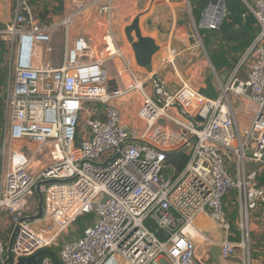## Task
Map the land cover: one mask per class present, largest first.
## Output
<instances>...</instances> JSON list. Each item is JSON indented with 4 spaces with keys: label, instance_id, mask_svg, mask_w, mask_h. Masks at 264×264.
Returning <instances> with one entry per match:
<instances>
[{
    "label": "built area",
    "instance_id": "obj_1",
    "mask_svg": "<svg viewBox=\"0 0 264 264\" xmlns=\"http://www.w3.org/2000/svg\"><path fill=\"white\" fill-rule=\"evenodd\" d=\"M11 1V20L0 28L12 66L2 89L8 117L2 148L5 152L13 141L36 143L48 150L51 162L34 173L29 156L9 148L0 186V218L6 217L7 236L0 238V264H16L58 246L68 227L86 214L93 218L81 232L62 240L59 264H161V259L165 264H199L196 242L186 228L202 211L223 233L221 257L230 259L241 249L250 264L248 212L264 202V184L249 186L244 168L246 161L264 167V0H241L257 32L226 79L214 78L215 100L185 83L170 90L154 69L139 67L132 55L115 46L110 33L99 53L85 37L69 38L67 27L88 10L109 24L113 0H72L62 19L53 23L41 21L38 14L46 0ZM226 1L209 0L198 24L193 22L189 37L196 46L203 45L199 30L219 29ZM185 2L193 20L191 1ZM2 6L0 0V15ZM60 26L65 29V55L53 67L42 60V51L50 50ZM169 54L177 53L171 49ZM113 59L120 66L111 78L104 63ZM229 94L257 106L243 129L236 125ZM133 95L139 100L137 125L124 123L117 104L130 102ZM98 104L103 105L101 113ZM174 151L187 157L180 171L167 162ZM229 158L237 179L226 167ZM34 187L42 202L39 218L38 207L29 211ZM234 188L241 204L238 242L229 239L223 205ZM37 264L56 263L43 254Z\"/></svg>",
    "mask_w": 264,
    "mask_h": 264
},
{
    "label": "rangeland",
    "instance_id": "obj_2",
    "mask_svg": "<svg viewBox=\"0 0 264 264\" xmlns=\"http://www.w3.org/2000/svg\"><path fill=\"white\" fill-rule=\"evenodd\" d=\"M115 3V0H113ZM143 1V0H142ZM171 3H158L164 11L168 14V18L166 22H168L169 26L163 25L164 30H166L168 33H170L171 27L175 25L174 31L172 33V40L175 41L174 45L177 46L178 49L181 47H188L190 45V41H188L186 32L189 31L194 32V23L197 25L200 20V13L206 6L209 0H191V6H192V16L193 20L190 17L189 13V7L188 5H184V3H181V0H167ZM176 1H180L181 4L174 3ZM228 1V0H227ZM226 1V2H227ZM173 3V4H172ZM70 3L69 0H48V5H45V11L39 12V17L41 21L45 23H53L57 22L58 20L62 19V17L66 14L69 9ZM139 6V7H138ZM146 6H150V2L148 1V4ZM142 9V5L136 2V0H123L122 4H120V7H115V10L112 13L111 17V29L115 34V37L117 41L120 39L124 44H126V47L122 48V51L124 53H131L132 48L130 44L128 43L125 34L123 33V29L127 24H130L132 20L136 17L140 10ZM102 22V21H101ZM194 22V23H193ZM109 23V24H110ZM175 23V24H174ZM1 26V25H0ZM108 23L104 20L102 23H98V21L95 23L88 17L78 18L74 20L67 28L69 29V38L73 39L75 38V35L80 34H89L91 37V40L93 41V47L95 52L97 51L96 48L98 46L99 52L102 50L101 43L98 45V41L101 39V36L103 35V32L107 28ZM161 27V26H160ZM170 27V29H169ZM2 28V27H0ZM162 28V27H161ZM64 27H58L57 30L54 33V36L57 37L59 35V39H56L53 41V51L51 54V62L55 66L60 61V55L62 56L63 51L66 47V42L64 40ZM209 31L206 29L199 30V33L202 38V46H195L193 49L191 48L190 51L195 50L196 54L195 56L190 55V57H193V59H189L190 61H187V58L181 60L178 59V64L180 67H178L179 75L182 79V82L177 78V75H175L174 69V75L172 79V74L169 76L171 79L167 76H164V78L169 85V89L173 90L172 87H179L182 85V83H185L190 86H196L197 84H200L201 80L205 76H210L212 78H215L217 75H219L221 80H225L228 76L230 69L237 63L238 59L240 58L241 52H236L232 58H230V54L226 57L230 60V65L223 67V68H214L213 64L211 63V53L210 51H218L221 49L218 40H215L218 37L210 38L209 42H206L205 35L208 34ZM185 37L186 41H181L180 37ZM102 41L105 42V40L102 38ZM186 42V43H185ZM172 46V45H171ZM110 50L113 51V48L109 46ZM173 48V46H172ZM177 48H173L175 50H178ZM228 49V46L225 45L223 49ZM162 57H170L171 55L164 49L162 50ZM107 52H103L102 55L105 57L107 56ZM133 55V52H132ZM182 57V55H180ZM177 58V57H176ZM210 61V62H209ZM170 70V67L166 68V70ZM12 66H11V56H10V47L4 43L0 38V186H1V174L7 169L8 167V157H9V148L11 149H20L23 152L26 153V155L30 158V166L34 173H37L42 166H45L49 164L50 158L47 155L48 150L46 148H39V145L36 143L31 142H22V141H13L9 145V147L6 148V151L4 152L2 148V139H3V129L5 124L8 122L7 115L3 112V94L1 93L2 88L6 85L8 77L11 75ZM174 81V82H173ZM175 89V88H174ZM128 99L127 97L122 98L121 100ZM137 103L138 106V98L137 96L133 95L130 102H124V114H125V121L127 119L134 118L133 115H135L134 105L131 104L133 102L132 100ZM122 102V101H120ZM129 103V105H128ZM137 108V107H136ZM103 109L102 104H98L96 106V111L98 113H101ZM87 115V114H86ZM85 117V115H84ZM84 117L82 119V122L84 120ZM82 126V125H81ZM249 165V164H248ZM248 165L246 167V170L248 168ZM33 194L31 196L30 202H29V211H32L33 209H37L38 203L40 201L39 194L36 191V187L33 189ZM234 210V208H233ZM91 216V215H90ZM92 217H86L82 221H77L74 224H72L66 232L64 233L61 238H59L58 246L54 247L53 250L58 253L59 246L64 239L71 238L81 232L83 229V226L86 222H88ZM5 222L6 217L2 216L0 218V238L3 240H6L7 236L5 235ZM45 221H41L43 224ZM40 222H38L39 224ZM252 234H249V247L250 250H252ZM251 257H253V252L250 251ZM161 264H165L164 259L160 260Z\"/></svg>",
    "mask_w": 264,
    "mask_h": 264
},
{
    "label": "crops",
    "instance_id": "obj_3",
    "mask_svg": "<svg viewBox=\"0 0 264 264\" xmlns=\"http://www.w3.org/2000/svg\"><path fill=\"white\" fill-rule=\"evenodd\" d=\"M122 1L123 0H115V3L113 1V11L115 10V7H120V4H122ZM148 1L150 2V6H146L148 4ZM71 2L72 0H69V3H70L69 9L72 5ZM136 2L142 5V9L140 10L141 12H139V14L136 15L139 17V26H140L142 35L152 37L155 40L156 44L159 45V50L152 57V69H154V71H156V73L161 75L162 77L164 76L169 77L172 74V79H173V75L175 72V75H177V78H179V80L182 82V79L177 70L178 67H180L178 64V59L181 58V60H183L187 58V61H190L189 59L191 60L193 59V57H190V55L195 56L196 54L195 50L190 51L191 48L193 49L196 46L193 43L192 39L189 37L190 31L188 33L186 32V36H187L188 41H190V45L186 48L181 47L180 49H178L177 46L174 45L175 41L172 40V33L174 31L175 25H173L171 29L169 27L171 31L170 33L164 30L163 25L169 26L168 22H166L169 16L164 11V9L157 3V2L159 3L160 2L161 3H171V2H168L167 0H143V1L136 0ZM174 3H176V5L177 4L179 5L181 3H184V5L187 4L185 0H181V3L180 1H176ZM241 3L244 6V8H246L242 1ZM45 5H48V0H46V2L43 3L44 9L39 12L43 13L45 11ZM11 16H12V1L3 0V6L1 10V15H0V25H1L0 27H3L5 23L9 22L11 20ZM85 17L86 18L88 17L95 23L97 21L98 23H102L105 20L103 17H100V16L96 17L93 14V12L89 10H88V13H86ZM254 26H255V22H254ZM54 33L52 34V42L48 45L50 47V50L43 49L42 51V60L45 63L53 67H59L63 63L65 49L63 51L62 56L60 55L59 63H57L54 66L50 59L52 51H53V41L60 38L59 35H57V37L54 36ZM108 33L112 35L114 42H115L114 45L117 46L122 51V48L123 47L125 48L126 44H124L120 39L117 41L115 34L111 29V23L108 24L107 28L103 32L101 39L98 41V45L100 43H101V46L104 44V42L102 41V38L107 36ZM123 33H124V29H123ZM77 35H80V34H77ZM81 36L85 37L90 43V45L93 47V41L91 40V37L88 33L83 34ZM180 40L186 41L185 37H182V36L180 37ZM171 45L173 46V48L175 47L178 49V50H175L177 54L174 57L172 56L168 57V59H166V57H162V53H161L162 50L165 49L169 53V50L173 49ZM96 50L99 51L98 46ZM242 52L243 50L241 51V53ZM125 55L131 56L132 52L125 53ZM180 55H182V57H180ZM119 66H120L119 59H113V61L108 60L104 63V68L107 70L111 78L115 77V67L118 68ZM168 66L170 67V70L168 69L166 70ZM172 69H174V72ZM141 72H143V70ZM169 78L171 79V77ZM209 78L216 86V80L214 78L210 76H205L201 80L200 84H197L195 87H198V88L204 87L207 79ZM172 88L174 89L177 87H172ZM132 101L133 102H131V104L135 106L133 111H136L137 103L134 101V99ZM117 104L120 106L122 110V119L124 123L131 124V125L140 124L135 119V115H133L134 118L131 117V119H127V121H125L126 119L124 117L125 116L124 104L119 101L117 102ZM228 104L233 112L237 127L240 129L247 127L251 123L253 117L255 116V113L257 110L256 104H254L253 102H251L249 99L245 97L236 96L234 94H229ZM225 163H226L227 169L233 175V177L235 179L239 178L236 172L234 159L229 158L225 161ZM247 165H248V168L246 170ZM244 175L247 181L249 182V186H251L252 188L264 184V167L261 165V163L253 162V161H246L245 168H244ZM223 205L227 213L228 220L230 222L229 239L232 240L233 242H238L239 240H241V236H242L240 229L238 227L239 222H240V205H241L240 199H239V191L235 188L229 190V192L223 198ZM248 217H249L248 218L249 225H248L247 239L249 242V234L251 233L252 234L251 241L253 244L252 246L253 248L252 250H250L253 252V255H252L253 257H251V253H250L249 262L250 264H264V202H257L256 205L249 210ZM186 230L189 231V233L192 235V237L194 238L196 242V258L199 264H246L245 263L246 261L244 259L245 257L244 252H242L241 249H237L234 255L230 259L226 260L221 257L219 245H220V241L223 239V233L221 229L218 227V225L210 219L206 211H202L198 213L194 217L191 225L188 226ZM202 236L207 237L208 240L203 241Z\"/></svg>",
    "mask_w": 264,
    "mask_h": 264
},
{
    "label": "trees",
    "instance_id": "obj_4",
    "mask_svg": "<svg viewBox=\"0 0 264 264\" xmlns=\"http://www.w3.org/2000/svg\"><path fill=\"white\" fill-rule=\"evenodd\" d=\"M254 22V18L246 11V8H244L240 0H228L226 2V15L219 29L207 30L209 32L205 35L206 42H209L210 38L219 36L215 40L219 41L221 49L218 51H210L211 63L214 68L220 69L230 65V60L226 56L230 54V58H232L236 52H241L250 44L257 32V27L254 26ZM225 45L228 46V49H223ZM186 160L187 157L182 151H174L168 154L167 157V162L173 165L177 171H180L185 166ZM88 216L93 218L92 214H86L78 218L77 221H82ZM48 250L58 260V255L53 248Z\"/></svg>",
    "mask_w": 264,
    "mask_h": 264
},
{
    "label": "water",
    "instance_id": "obj_5",
    "mask_svg": "<svg viewBox=\"0 0 264 264\" xmlns=\"http://www.w3.org/2000/svg\"><path fill=\"white\" fill-rule=\"evenodd\" d=\"M226 14H224L225 16ZM124 34L128 43L130 44L133 52V57L136 64L147 70L148 72L152 71V57L159 50V45L156 44L155 40L150 36H144L141 33L139 26V17L136 16L130 24H128L124 28ZM199 93L205 96L210 100H215L218 96V89L211 81V79H207L204 87H200L198 89ZM199 120H203L200 116L197 117ZM162 123V121H159ZM193 137H191L192 139ZM42 215V202L41 200L38 203V215L37 217H41ZM43 254L50 255L56 264H59L58 260L55 259L51 251L43 249L37 252L36 255L28 257V258H19L16 264H37L40 261V258ZM9 262H12V258L10 257Z\"/></svg>",
    "mask_w": 264,
    "mask_h": 264
},
{
    "label": "bare ground",
    "instance_id": "obj_6",
    "mask_svg": "<svg viewBox=\"0 0 264 264\" xmlns=\"http://www.w3.org/2000/svg\"><path fill=\"white\" fill-rule=\"evenodd\" d=\"M98 53H99V51H98ZM189 229V228H188Z\"/></svg>",
    "mask_w": 264,
    "mask_h": 264
}]
</instances>
